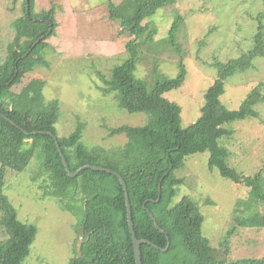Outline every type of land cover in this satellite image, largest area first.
I'll return each instance as SVG.
<instances>
[{
  "label": "trees",
  "instance_id": "trees-1",
  "mask_svg": "<svg viewBox=\"0 0 264 264\" xmlns=\"http://www.w3.org/2000/svg\"><path fill=\"white\" fill-rule=\"evenodd\" d=\"M152 1L124 0L115 4L107 0L108 18L118 22L122 33L131 40L126 45L128 58L112 69L110 79L98 73L104 84L101 91L105 95L114 93L120 109L131 115L144 114L148 119L141 127L109 128L111 136L124 135L129 139L126 148L136 146L135 142L139 141V152L134 150L138 157L130 161L103 163L85 141L86 122L78 119L70 135H59L56 125L61 107L58 100L39 111L34 110L33 102L38 100L41 91L30 95L28 106L23 108L7 100L10 90L20 86L28 74L48 65L45 54L53 47L46 41L57 34L55 9L37 14L36 0H24V14L13 22L14 39L5 59L0 60V226L5 234V238L0 239V264H27L31 256L39 224L19 218V209L9 194L11 187L6 185V175L9 171L22 175L33 165L36 168L31 180L40 190L34 199L54 201L61 211L77 220L75 227L79 237L74 243H78L79 248H74L68 264H136L125 190L119 178L92 169L71 177L57 144L72 173L89 165L111 169L125 180L137 238L159 248L142 243L143 264H264V258L229 260L231 240L239 228H264V174L261 171L255 176H246L239 172L237 165L230 162L232 150L226 145L233 140L235 122L259 117L257 106L264 103V94L260 91L264 84L254 88L238 110H229L221 100L226 81L250 69L256 58L264 57V10L257 17L259 26L251 50L227 63L215 64L218 77L206 91L201 116L184 127L181 106L166 97L179 89L188 76L177 42L184 21L181 15L174 18L165 40L180 56L176 77H168L158 65L152 71L150 82L135 75L142 58L138 57V48L154 45L149 43L154 35L149 31L150 24H143L144 12ZM161 1L167 7L177 2ZM258 1L264 6V0ZM147 34V39L139 42ZM103 128L108 129L106 125ZM204 153L210 155V172L217 170L223 179L250 189L248 198L236 203L234 223L219 248L214 247L203 232L205 216L200 207L188 195L176 200L183 185L176 173L187 159ZM53 227V231L56 230ZM168 244V251L163 252Z\"/></svg>",
  "mask_w": 264,
  "mask_h": 264
},
{
  "label": "rangeland",
  "instance_id": "rangeland-1",
  "mask_svg": "<svg viewBox=\"0 0 264 264\" xmlns=\"http://www.w3.org/2000/svg\"><path fill=\"white\" fill-rule=\"evenodd\" d=\"M120 4L124 0H112ZM24 0H0V60H4L14 39L12 24L24 14ZM55 9L57 34L46 42L48 65L40 66L28 74L20 86L10 90L8 102L18 108L28 106L30 95L41 91L33 102L36 111L59 101L61 114L56 127L60 136L70 135L77 120L87 123L85 141L91 145L101 162L130 161L138 157L136 146L126 148L129 142L124 135H110V129L120 126L141 127L147 123L144 114H129L120 109L114 93L105 95L98 73L110 79L112 69L127 58L126 45L131 38L122 33L118 22L108 18L107 0H36L35 12ZM264 10L258 0H177L170 7L161 0L149 3L143 24H150L153 47L138 48L136 77L151 81L152 71L158 65L168 77H176L180 56L166 45L174 18H184L177 35L181 56L187 66L188 76L177 90L166 94L182 108L183 126L196 122L201 116L206 91L217 80V62L227 63L251 50L253 36L259 26L257 17ZM264 24V20H263ZM148 34L141 37L144 42ZM264 84V57L256 58L247 71L237 73L226 81V91L221 98L229 110H238L249 93ZM264 94V87L260 89ZM258 118L235 122L233 140L226 145L232 150L231 164L246 176L264 174V103L257 106ZM106 125L108 129L103 128ZM225 142V140L223 139ZM131 153V155H130ZM209 153L196 154L187 159L176 173L182 179L180 199L188 195L205 216L204 234L211 244L219 248L220 242L234 223V210L240 199H247L250 189L223 179L217 170L208 168ZM18 175L9 171L6 185L10 186L14 206L20 219L38 222L39 232L27 264H68L73 255L74 243L79 237L77 220L63 212L53 201L40 202V193L32 180L33 170ZM211 202V204H209ZM53 226L56 230L53 231ZM53 227V228H52ZM0 226V239H4ZM230 261L264 258V228L238 229L231 240Z\"/></svg>",
  "mask_w": 264,
  "mask_h": 264
},
{
  "label": "water",
  "instance_id": "water-1",
  "mask_svg": "<svg viewBox=\"0 0 264 264\" xmlns=\"http://www.w3.org/2000/svg\"><path fill=\"white\" fill-rule=\"evenodd\" d=\"M27 3H28V5H27V12H28V14H29V12H30V3H29V1H27ZM50 32H51V31H50ZM42 39H43V38H42ZM42 39H40V40H42ZM44 134H45V133H44ZM49 134H50V133H49ZM54 138H55V137H54ZM55 139H56V138H55ZM57 145H58V148H59V152H60V154H61V156H62V159H63L64 165H65V167H66V169H67V171H68V173H69V175H70L71 177H75V176H77L80 172H82V171L85 170V169H92V170H94V171H103V172H107L108 174L114 175V176H116L117 178H119V180H120V182H121V184H122V186H123V188H124V190H125V199H126V206H127V217H128V224H129V228H130V233H131V236H132L133 246H134L135 261H136V264H143V263H142L141 244H142V243H148V244H150V245H153V246H154L155 248H157V249H159V248H158L157 246H155V245H154L153 243H151V242H148V241H146V240H139V239L137 238V235H136V232H135V228H134V222H133L132 207H131V203H130L129 194H128V192H127V185H126L125 180L122 178V176H120L119 173H117V172H115V171H113V170H111V169H105V168L94 167V166H89V165L86 166V167H83V168L79 169V171H78L77 173H72L71 170H70V168H69L68 162H67V160H66V158H65V156H64V154H63V152H62V150L60 149L59 144H57ZM151 217H152V219L154 220L156 227H158V224H157V222H156V220H155L153 214H151ZM161 232L165 234L164 231L161 230ZM169 247H170V244H168V247H167L166 249H163L162 251H163V252L168 251Z\"/></svg>",
  "mask_w": 264,
  "mask_h": 264
}]
</instances>
